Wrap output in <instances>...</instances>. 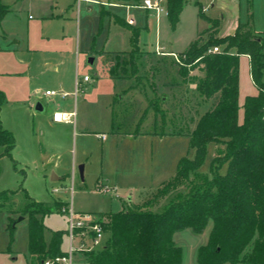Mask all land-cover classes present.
<instances>
[{"label":"rangeland","instance_id":"374dc122","mask_svg":"<svg viewBox=\"0 0 264 264\" xmlns=\"http://www.w3.org/2000/svg\"><path fill=\"white\" fill-rule=\"evenodd\" d=\"M1 1L9 12L1 23L0 44L9 51L0 52V91L5 94L0 119L15 138V148L6 156L0 147V193L8 194L0 208V264H32L29 214H24L31 202L50 206L42 217L49 242L53 232L68 230L70 210L104 222V214L142 205L176 175L182 158H194L187 132L216 101L197 93L204 72L184 63L188 47L192 41L203 46L212 36L227 37L216 32L214 19L222 27L238 20L264 32V0H187L180 23L174 27L170 22L173 29L164 19L159 34L156 18L148 17L146 29L143 11L100 5L137 0L84 2L79 13L77 7L70 11L74 0ZM129 15L140 29L141 49L121 54L130 47V30L122 23ZM159 39L165 41L162 47L173 43L178 50L188 49L178 54L181 64L157 56ZM103 50L117 54L98 55ZM77 65L79 78L87 75L90 82L81 85L75 100ZM239 87L243 119L246 97L257 92L246 57L240 59ZM48 90L72 95L61 102L46 97ZM38 103L42 112L35 110ZM64 109L76 112L75 128L51 123L54 112ZM172 118L178 125L169 122ZM216 149L208 146L204 173ZM225 171L223 167L221 173ZM53 175L58 180L52 181ZM171 198L177 199L172 194L153 211L161 212ZM36 210L29 208L31 214ZM211 228L210 223L201 235L184 231L174 236L184 250V264H197V250L207 243ZM108 239L104 235L94 250H101ZM90 246L88 237L76 235L73 264L86 263ZM69 247L66 234L62 249L68 252Z\"/></svg>","mask_w":264,"mask_h":264},{"label":"trees","instance_id":"16d2710c","mask_svg":"<svg viewBox=\"0 0 264 264\" xmlns=\"http://www.w3.org/2000/svg\"><path fill=\"white\" fill-rule=\"evenodd\" d=\"M186 3L168 0L174 27ZM8 12L0 0V27ZM199 15L203 17L201 11ZM130 31L134 48L139 31ZM220 46H224L220 53L208 54ZM241 57L250 59L257 91L246 97L243 119L239 113ZM184 63L202 68L197 93L201 99L216 101L187 132L195 156L182 158L176 175L142 205L104 214L102 225L109 239L101 250L86 255L85 264H184V250L174 236L184 231L201 235L210 223L208 241L197 250V264H264V32H256L251 23H240L233 35L212 36L203 46L192 43ZM4 101L0 91V111ZM211 144L217 152L204 173ZM0 147L6 156L15 148V138L3 128L1 119ZM172 194L177 199L171 198L161 212L153 211ZM7 197L6 192L0 193V208ZM31 207L38 210L31 214ZM49 207L31 202L24 211L29 214L32 264L67 256L62 245L68 231H55L49 242L45 239L42 217L50 212Z\"/></svg>","mask_w":264,"mask_h":264},{"label":"built area","instance_id":"2783aa9c","mask_svg":"<svg viewBox=\"0 0 264 264\" xmlns=\"http://www.w3.org/2000/svg\"><path fill=\"white\" fill-rule=\"evenodd\" d=\"M78 3L81 2H88V3H99L95 0H77ZM105 5L104 3H101ZM115 6L124 7L128 11L137 8L146 11L148 14L153 15L156 20L159 22L161 18H168L169 17V10L167 7V0H137L132 4H116ZM127 23L129 25H134V19L128 18ZM157 54L160 56H169L172 57L176 63H180L183 59L176 53L167 52L164 48H161L159 45L157 46L156 50ZM221 50L218 47L212 48L208 50V54H218ZM88 82L89 77L85 76L83 80L76 78L75 82V92L73 93L75 100L77 98L78 92L81 90V85L83 82ZM46 96L49 97H57L64 99L68 96L67 93L57 92V91H47ZM54 123H67V124H74L76 121V112H55L52 118ZM105 135H99V138L105 139ZM105 193H109L110 189L107 188ZM68 237L70 239V247L69 251L67 252V256L57 258L55 260H47L44 264H73V255L76 252L75 247V239L76 235L85 236L90 239L91 246L89 247L90 251H93L94 248L102 242L104 235H106L102 222L96 220L93 215L91 214H76L73 209L70 210V217L68 221ZM80 246L83 248L85 245L80 243Z\"/></svg>","mask_w":264,"mask_h":264},{"label":"crops","instance_id":"0c3cea01","mask_svg":"<svg viewBox=\"0 0 264 264\" xmlns=\"http://www.w3.org/2000/svg\"><path fill=\"white\" fill-rule=\"evenodd\" d=\"M95 1H97V0H95ZM81 3H84V2H81ZM81 3H78L77 2V0H74V3L72 4V5H70L69 7H70V11L72 12V13H75V11H74V8L75 7H77V13H79V7H80V5H81ZM85 3H87V4H97V3H88V2H85ZM105 4V3H104ZM130 4V3H129ZM167 4H168V0H167ZM100 5H102V4H100ZM105 5H108V6H111V7H117V8H124V7H118V6H115L116 4H110V3H106ZM105 5H102V6H105ZM186 5H187V3H186ZM126 9V8H125ZM133 9H135V10H140V11H143V12H145L146 13V17H145V20H146V29L147 30H149V26H150V24H149V21H148V17H153V18H155L153 15H151V14H148L146 11H144V10H141V9H137V8H133ZM64 10H66L67 11V9H64ZM64 10H63V13H64ZM132 10V9H131ZM204 10H205V8H204ZM199 12H200V10H199ZM199 12H198V15H199ZM181 15H182V13H181ZM181 15H180V18H181ZM202 16H203V14H202ZM204 17V16H203ZM128 18H133L131 15H129L128 16ZM134 19V18H133ZM167 20V21H169V24H170V27H172L171 26V23H170V20H169V17L168 18H166V17H164V18H161V20L158 22V34L160 33V28H161V23L163 22V20ZM214 20H217V22H218V25H217V32L218 33H221V35L222 36H229V35H233L234 33H235V31H236V29L238 28V26H239V24L241 23L240 21H238V20H235L234 21V23H232V24H230V26H228V27H222L221 26V23H220V21L218 20V19H214ZM127 21H128V19H126V21H123V22H125V24L129 27V30L131 29V28H133V29H136V30H138L139 31V35H140V29L139 28H137L136 27V22H135V20H134V25H129L128 23H127ZM180 23V19H179V22H178V24ZM177 24V25H178ZM241 24H244V23H241ZM173 28V27H172ZM173 29H175V28H173ZM256 31V30H255ZM256 32H258V31H256ZM259 33H261V32H259ZM131 39H132V34H131V31H130V38H129V44H130V47H129V50H127V51H123V52H121V54H126V53H129L133 48H132V44H131ZM0 40H1V38H0ZM165 41H161L160 39H159V41H158V45L161 47V48H164L167 52H173V53H176V54H179L180 55V53H184V52H186L188 49H189V47H188V49L187 50H185V51H183V50H178L176 47H174V45H173V43H170V44H167V45H164L163 47L161 46V44L162 43H164ZM192 43H194V41H192ZM191 43V44H192ZM190 44V45H191ZM135 47H139L140 49H141V47L139 46V37H138V43H137V46H135ZM134 47V48H135ZM3 51H9L8 49L7 50H5V49H3L2 47H1V44H0V52H3ZM115 54H117V53H112V52H109V51H105V50H103V51H101L98 55H100V56H102V57H107V58H109V57H113V56H115ZM156 54H157V52H156ZM157 56L158 57H161V58H163V59H170L171 60V62L172 63H174L175 62V60L172 58V57H169V56H160V55H158L157 54ZM247 58V57H246ZM249 59V58H248ZM249 61H250V59H249ZM176 63V62H175ZM139 65L140 64H135V67H137V69L139 68ZM173 66H175V65H173ZM140 70V69H139ZM79 66L77 65V70H76V78H79ZM178 73H179V77L181 78L183 75L180 73V71H178ZM85 76H87V75H84V77ZM133 76V75H132ZM83 77V78H84ZM133 77H140V76H136V75H134ZM76 78H75V82H76ZM83 78H79L80 80H83ZM83 82V81H82ZM90 82V79H89V81L88 82H83L82 84V87L84 86V85H86V84H88ZM180 87H182V85L181 84H179V83H177ZM48 91H50V90H48ZM47 92V91H46ZM57 92H61V91H57ZM73 94V93H72ZM72 94H68V96L67 97H69L70 95H72ZM46 95V94H45ZM31 97H32V95H31ZM46 97H49V96H46ZM67 97L66 98H64V99H62V98H60L59 96H57V97H49V98H58L61 102H65L66 101V99H67ZM167 99V97H164L163 98V100H166ZM30 106V109L32 108V106L31 105H29ZM61 106H64V103L63 104H61ZM73 110H68V109H64V110H57V111H55V112H72ZM54 112V113H55ZM160 112V111H159ZM169 117V116H168ZM53 118V117H52ZM169 120V122L170 123H172V124H177L178 125V121H177V119L176 118H172V119H168ZM51 123H53V124H59V125H68V126H73L74 128H75V126H76V121H75V123L74 124H67V123H54L53 122V120H51ZM165 124H167V122H165ZM180 134H182V133H178V135H180ZM99 137V136H98ZM57 180H58V178H57Z\"/></svg>","mask_w":264,"mask_h":264},{"label":"water","instance_id":"95a60500","mask_svg":"<svg viewBox=\"0 0 264 264\" xmlns=\"http://www.w3.org/2000/svg\"><path fill=\"white\" fill-rule=\"evenodd\" d=\"M89 62H90V64H92V63H93V60H90ZM35 110H36L37 112H42V111L44 110V108H43V106H42L40 103H38V104L36 105ZM83 171H84V169H83V167H81V168L79 169V172H80V176H81V177L83 176ZM51 180H52V181H55V180H57V177H56L55 175H53V177H52Z\"/></svg>","mask_w":264,"mask_h":264}]
</instances>
